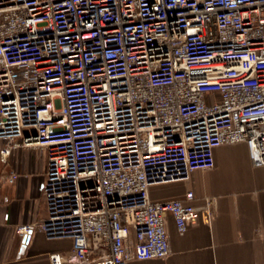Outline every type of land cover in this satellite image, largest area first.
<instances>
[{
    "label": "built area",
    "instance_id": "built-area-1",
    "mask_svg": "<svg viewBox=\"0 0 264 264\" xmlns=\"http://www.w3.org/2000/svg\"><path fill=\"white\" fill-rule=\"evenodd\" d=\"M0 140L3 167L46 151L47 215L16 230L70 238L51 264L167 257L168 215L184 234L200 213L151 186L224 144L264 166V0H0Z\"/></svg>",
    "mask_w": 264,
    "mask_h": 264
},
{
    "label": "crops",
    "instance_id": "crops-1",
    "mask_svg": "<svg viewBox=\"0 0 264 264\" xmlns=\"http://www.w3.org/2000/svg\"><path fill=\"white\" fill-rule=\"evenodd\" d=\"M214 157L213 168L194 170L188 180L151 186L153 201L194 191L200 217L180 234L168 215L169 255L128 264H264V166L252 164L244 143L218 146ZM7 169L19 178L13 184L0 180V264H51V253L69 254L70 238L48 239L34 230L24 242L16 230L47 215L46 151L17 148L5 167L0 163V175ZM207 198H213L210 205Z\"/></svg>",
    "mask_w": 264,
    "mask_h": 264
},
{
    "label": "water",
    "instance_id": "water-1",
    "mask_svg": "<svg viewBox=\"0 0 264 264\" xmlns=\"http://www.w3.org/2000/svg\"><path fill=\"white\" fill-rule=\"evenodd\" d=\"M29 236H30V235H27L26 237H24V238H23V241H24V242L27 241L28 238H29Z\"/></svg>",
    "mask_w": 264,
    "mask_h": 264
}]
</instances>
